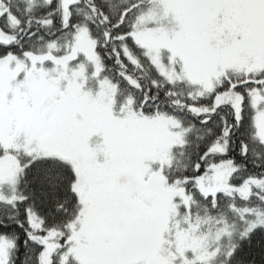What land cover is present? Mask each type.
<instances>
[{
    "label": "snow or ice",
    "instance_id": "obj_1",
    "mask_svg": "<svg viewBox=\"0 0 264 264\" xmlns=\"http://www.w3.org/2000/svg\"><path fill=\"white\" fill-rule=\"evenodd\" d=\"M0 264H264V0H0Z\"/></svg>",
    "mask_w": 264,
    "mask_h": 264
}]
</instances>
